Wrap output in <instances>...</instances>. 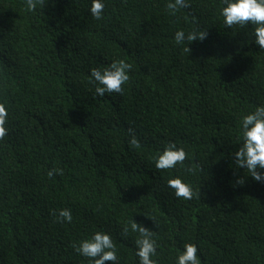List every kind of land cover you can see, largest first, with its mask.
<instances>
[{"label":"trees","instance_id":"16d2710c","mask_svg":"<svg viewBox=\"0 0 264 264\" xmlns=\"http://www.w3.org/2000/svg\"><path fill=\"white\" fill-rule=\"evenodd\" d=\"M169 2L103 0L96 20L92 0L31 12L0 0V264H89L72 244L97 231L112 237L117 264H139V234L122 235L131 220L156 233L157 264H177L186 243L201 264H264V181L234 156L242 117L264 106V52L222 25V0H188L175 15ZM193 29L207 38L176 44ZM236 36L244 57L231 54ZM116 60L132 65L123 94L96 95L91 70ZM168 143L188 158L158 170ZM193 164L202 170L189 173ZM53 168L63 175L49 179ZM177 177L200 197L177 198L167 184ZM62 209L71 223L55 222Z\"/></svg>","mask_w":264,"mask_h":264},{"label":"clouds","instance_id":"9594fccd","mask_svg":"<svg viewBox=\"0 0 264 264\" xmlns=\"http://www.w3.org/2000/svg\"><path fill=\"white\" fill-rule=\"evenodd\" d=\"M46 4V0H26V10L35 11L39 5L42 9ZM224 6V7H223ZM191 5L188 0H174L166 5L169 13L175 15L181 9L190 8ZM105 5L103 0H92L90 12L96 20L103 18L102 13ZM219 17L222 25L226 28L245 29L247 31L248 41L254 45L259 51L264 52V0H222L220 8L218 9ZM251 25H254V36L252 35ZM207 38V31H200L193 29L185 34L180 30L175 33V42L180 45L187 40L190 44L193 41H203ZM240 41V46L237 44ZM233 47L231 54H237L244 57L243 53L239 52V47L243 50L248 46L245 43V38L236 36L231 41ZM183 51L190 53L191 49L185 47ZM132 65L126 63L124 60H116L110 64L109 67L103 69H92L91 78L97 84L95 94L98 96H105L106 93L123 94L124 85L129 81L128 72ZM244 115L241 121V146L235 152V165L237 168L246 169L247 173L255 181H264V106L256 107ZM8 120V111L4 103H0V140H3L8 135L6 127ZM130 144L134 148H140V142L136 137L135 132L129 129ZM188 158V154L184 148H178L175 143H168L161 153H158L155 160V167L158 170L174 169L177 164L184 165V161ZM200 169L199 164H193L187 168L189 173H195ZM54 174L63 175V169L53 168L48 171L49 179L53 178ZM238 184H243L244 180L237 181ZM168 186L174 190L177 198L184 200H191L194 197H200V191H194L192 186L183 182L179 177L169 179ZM52 215L56 217L55 222L71 223L72 214L70 209H62L58 213L53 212ZM154 222V221H153ZM155 224V222H154ZM156 226V225H155ZM129 231L138 233L139 238L136 240V256L139 258V264H157V261L152 257L157 254V242L153 238L156 233L144 227L143 225L129 221L123 228L122 235L126 236ZM72 247L77 253L88 258L89 264H117V249L110 235L103 231H97L90 239H84L78 244L73 243ZM198 248L193 243H186L183 246V251L179 253L177 264H201L198 258Z\"/></svg>","mask_w":264,"mask_h":264}]
</instances>
